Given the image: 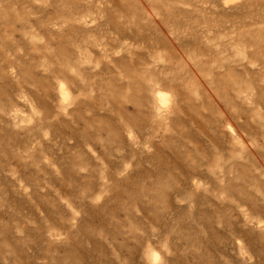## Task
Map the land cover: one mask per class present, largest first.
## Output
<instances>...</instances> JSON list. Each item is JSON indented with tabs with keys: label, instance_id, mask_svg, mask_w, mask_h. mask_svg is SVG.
Segmentation results:
<instances>
[{
	"label": "rangeland",
	"instance_id": "374dc122",
	"mask_svg": "<svg viewBox=\"0 0 264 264\" xmlns=\"http://www.w3.org/2000/svg\"><path fill=\"white\" fill-rule=\"evenodd\" d=\"M150 63L183 89L157 163L183 194L175 215L186 257L230 264L233 205L247 219L264 212V0H0V233L61 237L58 221L75 226L68 197L95 185L80 172L95 171L85 145L119 137L121 114L105 101ZM87 215L95 235L103 218Z\"/></svg>",
	"mask_w": 264,
	"mask_h": 264
},
{
	"label": "clouds",
	"instance_id": "9594fccd",
	"mask_svg": "<svg viewBox=\"0 0 264 264\" xmlns=\"http://www.w3.org/2000/svg\"><path fill=\"white\" fill-rule=\"evenodd\" d=\"M120 84L105 101L106 106L111 101L121 114L119 137L109 144L108 135L101 134L85 145L86 152L95 157V171L81 168L80 172H86L85 181L94 178L95 185L83 183L68 197L80 213L75 226L64 227L58 221L53 227L61 237L53 235L50 228L42 238L29 239L22 230H16L11 238L0 233V264H189L175 215L183 194L170 173L157 163L158 154L165 151L163 139L175 135L173 126L183 115V89L173 83L166 65L152 63L142 73L121 77ZM159 92L167 93L166 106L160 104ZM95 95L89 93L85 98ZM261 104L264 107V102ZM247 108L253 110L256 104L249 100ZM223 126L229 136L228 120ZM233 206L239 231L231 236L230 264H264V212L247 219L241 213L246 206ZM65 211L66 219L72 220L66 205ZM92 211L103 218L93 226L95 235L87 232L91 224L87 213ZM217 227L227 229V224L221 221ZM249 234L255 238V247L247 239Z\"/></svg>",
	"mask_w": 264,
	"mask_h": 264
},
{
	"label": "bare ground",
	"instance_id": "6f19581e",
	"mask_svg": "<svg viewBox=\"0 0 264 264\" xmlns=\"http://www.w3.org/2000/svg\"><path fill=\"white\" fill-rule=\"evenodd\" d=\"M159 101L160 102H165L166 101V96L164 94L158 93Z\"/></svg>",
	"mask_w": 264,
	"mask_h": 264
}]
</instances>
